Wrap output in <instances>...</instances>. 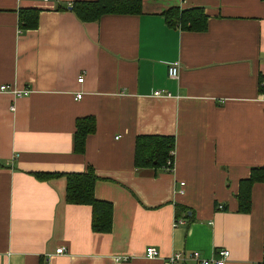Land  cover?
<instances>
[{
  "label": "crops",
  "instance_id": "obj_1",
  "mask_svg": "<svg viewBox=\"0 0 264 264\" xmlns=\"http://www.w3.org/2000/svg\"><path fill=\"white\" fill-rule=\"evenodd\" d=\"M74 1L0 0V85L30 91H0V264H169L221 248L226 264L259 263L264 182L246 213L237 193L264 166V0H144L139 14L89 22ZM171 7H202L205 30L167 25ZM22 8L39 9L35 29L19 28ZM86 116L95 131L79 153ZM146 134L174 136L171 172L135 168ZM88 167L94 197L112 205L110 232L92 230L90 205L65 200L66 174Z\"/></svg>",
  "mask_w": 264,
  "mask_h": 264
},
{
  "label": "trees",
  "instance_id": "obj_2",
  "mask_svg": "<svg viewBox=\"0 0 264 264\" xmlns=\"http://www.w3.org/2000/svg\"><path fill=\"white\" fill-rule=\"evenodd\" d=\"M144 0H92L74 1L70 8L82 22L97 21L107 14H139ZM39 9L22 8L19 10V28L23 31L35 29L38 25ZM169 26L183 30L203 31L207 24V14L202 7L181 9L171 7L162 13ZM260 91L264 90V81L260 76ZM95 131L93 116L77 118L73 136V147L76 152H83L85 140ZM174 136L146 134L135 139L134 166L137 169L151 168L155 172H171L174 161ZM169 162V163H168ZM39 176V175H38ZM55 176V175H52ZM46 179L48 177H40ZM65 200L68 203L87 204L92 207L91 227L95 232H110L112 228V205L94 197L93 188L97 176L92 167L80 173H67ZM264 182V166L253 167L249 177L239 183L237 193L240 212L250 210V189L254 182Z\"/></svg>",
  "mask_w": 264,
  "mask_h": 264
},
{
  "label": "built area",
  "instance_id": "obj_3",
  "mask_svg": "<svg viewBox=\"0 0 264 264\" xmlns=\"http://www.w3.org/2000/svg\"><path fill=\"white\" fill-rule=\"evenodd\" d=\"M168 75L172 78L177 77L178 67L175 65L170 66L168 68ZM82 79H83L82 77H79L78 81L81 82ZM0 91L10 93L14 98L25 96L30 92L28 89H17L10 84H1ZM80 96L81 95L78 94L77 98H80ZM10 109L14 111L15 106H11ZM178 224H182L181 219H176L174 221V225H178ZM63 252L64 250L61 247L56 249V253H63ZM229 254L230 252L226 248L218 249L217 256L214 258L204 257L197 250L190 251L187 254H185L183 251H180L172 254L170 257H168L167 260L169 264H185L187 261H193L196 264H226ZM157 255H158V251L154 247L149 246L146 248L145 256L147 258H153L156 257ZM257 264H264V258Z\"/></svg>",
  "mask_w": 264,
  "mask_h": 264
}]
</instances>
